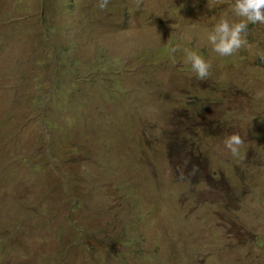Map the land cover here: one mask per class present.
Instances as JSON below:
<instances>
[{"label":"rangeland","instance_id":"obj_1","mask_svg":"<svg viewBox=\"0 0 264 264\" xmlns=\"http://www.w3.org/2000/svg\"><path fill=\"white\" fill-rule=\"evenodd\" d=\"M0 264H264V0H0Z\"/></svg>","mask_w":264,"mask_h":264},{"label":"trees","instance_id":"obj_2","mask_svg":"<svg viewBox=\"0 0 264 264\" xmlns=\"http://www.w3.org/2000/svg\"><path fill=\"white\" fill-rule=\"evenodd\" d=\"M55 84H56V83H55ZM60 90H61V88H60V86H59L58 83H57L56 85L50 87L46 93L41 92L40 89H38L37 92H38V93H42V94H44V95L47 94V95H45V96H46V98H47V102H48L49 100L53 99L57 94H59ZM47 102H46V103H47ZM31 143H32V142L29 141V142H27V144H26L25 146H24V145H21V148H20V150L18 151V153H17L15 156H13L12 158H13V159H21V160L25 161V158L23 157V155H24L26 149L28 148V146H29Z\"/></svg>","mask_w":264,"mask_h":264},{"label":"clouds","instance_id":"obj_3","mask_svg":"<svg viewBox=\"0 0 264 264\" xmlns=\"http://www.w3.org/2000/svg\"><path fill=\"white\" fill-rule=\"evenodd\" d=\"M9 141L12 142V150H9V149L8 150H9V153H10L11 157H13V156H15L18 153V151L20 150L21 146L16 144L13 140H9ZM4 148L7 149L5 147V143H4Z\"/></svg>","mask_w":264,"mask_h":264}]
</instances>
